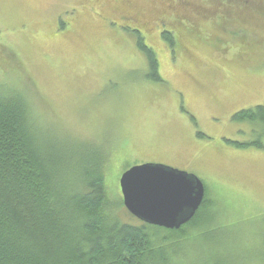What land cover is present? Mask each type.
<instances>
[{
	"label": "rangeland",
	"instance_id": "obj_1",
	"mask_svg": "<svg viewBox=\"0 0 264 264\" xmlns=\"http://www.w3.org/2000/svg\"><path fill=\"white\" fill-rule=\"evenodd\" d=\"M12 92L71 166L107 154L119 220L141 224L121 205L123 174L167 166L199 178L213 205L188 228L185 260L264 264V149L236 145L264 133L233 119L264 106V0H0V95Z\"/></svg>",
	"mask_w": 264,
	"mask_h": 264
},
{
	"label": "trees",
	"instance_id": "obj_2",
	"mask_svg": "<svg viewBox=\"0 0 264 264\" xmlns=\"http://www.w3.org/2000/svg\"><path fill=\"white\" fill-rule=\"evenodd\" d=\"M163 39L176 45L171 32ZM138 47L148 61V77L159 81L154 49L141 37ZM233 119L259 125L264 133V106ZM41 130L28 98L0 95V264H191L181 244L191 238L189 227L214 216L207 194L195 218L178 231L145 224L130 213L141 224L122 222L116 202L108 200L107 154L95 151L86 166H71L73 154ZM236 145L264 149L260 141ZM215 257L212 264L220 259Z\"/></svg>",
	"mask_w": 264,
	"mask_h": 264
},
{
	"label": "water",
	"instance_id": "obj_3",
	"mask_svg": "<svg viewBox=\"0 0 264 264\" xmlns=\"http://www.w3.org/2000/svg\"><path fill=\"white\" fill-rule=\"evenodd\" d=\"M120 189L125 208L135 218L177 231L195 218L206 196L196 176L156 164L130 168L121 177Z\"/></svg>",
	"mask_w": 264,
	"mask_h": 264
}]
</instances>
